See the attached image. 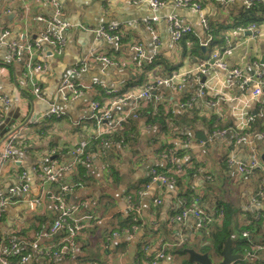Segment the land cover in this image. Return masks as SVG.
Returning <instances> with one entry per match:
<instances>
[{"label":"crops","instance_id":"1","mask_svg":"<svg viewBox=\"0 0 264 264\" xmlns=\"http://www.w3.org/2000/svg\"><path fill=\"white\" fill-rule=\"evenodd\" d=\"M55 1L61 10L57 15L60 22L68 24L63 28L64 49L59 55L53 54L52 48L42 42L33 49L31 61L43 64L45 69L28 71V54L14 57L7 45L12 41L34 42L48 26L35 16L57 19L55 9L46 0H0V31L8 32L0 44V94L9 100L8 105L0 102V150L5 132L26 122L12 156L0 166V191L9 196L0 215V249L17 242L11 260L30 254L29 264H139L146 246L149 258L160 250L164 252L156 264H199L189 262L187 253L182 252V248L189 247L207 252L216 263L221 256L215 254L210 235L215 223L204 228L191 213L182 224L166 222L181 208V199L187 198L211 217L226 206L221 223L228 216L229 233L233 231L232 251L243 255L234 264H255L264 259V251L256 259H247L241 235L251 226L246 231L252 237L256 222L264 226V199L251 204L262 174L259 169L243 174L237 168L239 163H249L253 151L264 163V93L254 96L252 87L238 86L227 70L213 68L205 76L203 95H198L200 84L189 76L178 91L158 88L154 93L158 98L152 103L139 99L114 105V119L136 104L141 109L137 118L118 127L119 132L101 133L89 107L92 99L104 101L109 97L103 89L134 92L148 76H166L174 69L188 71L202 60L210 61L214 50L221 52L229 45L233 46L232 52L221 56L226 66L241 67L251 74L254 61H263L264 67V21L257 24L254 34L246 28L249 22L241 26L238 17L245 0H200L201 10L176 6L173 0H163L157 7L151 6V0ZM260 3L264 5V0ZM172 18L193 28L190 37L202 46L198 52L183 46L184 38L173 42ZM202 18L211 23V37L217 41L212 47L211 41L201 44L207 39ZM111 23L119 24L121 29L117 42L97 38L89 30ZM136 43L147 55L155 53L151 66L137 64L133 48ZM99 55L112 63L96 59ZM82 64L85 70L71 75L70 71ZM66 76L85 85L94 81L99 84L93 92L62 100L57 86ZM33 84L39 88V97L32 91ZM190 96L195 97L191 107H177L179 100ZM51 106L60 116L41 118ZM243 106L254 114L248 124L237 112ZM86 139L89 160L59 174L61 183L75 186L67 193V203L78 207L77 215L93 217L71 247L63 241L64 230L51 232L52 195L57 185L43 186L36 170L45 169L51 162L62 165L72 161L71 148ZM99 141L100 149L96 147ZM164 145L171 147L186 166L182 175L175 174V185L160 186L149 179L151 167L166 171L160 157ZM230 156L236 163H227ZM35 163L39 166L34 170ZM22 172L28 191L10 193L11 186L21 183ZM140 189L143 192L138 195ZM127 195L140 206L138 222L142 226L132 235L126 232L131 223ZM151 222L157 223L156 228L150 227ZM52 252L59 254L51 256Z\"/></svg>","mask_w":264,"mask_h":264},{"label":"built area","instance_id":"2","mask_svg":"<svg viewBox=\"0 0 264 264\" xmlns=\"http://www.w3.org/2000/svg\"><path fill=\"white\" fill-rule=\"evenodd\" d=\"M46 1L50 2V4L54 7L56 16L61 14V10L55 0ZM260 1L261 0H245L244 8L250 9L254 5V3ZM173 2L176 6L189 7L194 10H201L200 0H173ZM163 3V0H151L152 7H157L159 5H162ZM56 18L57 19L53 18L52 20H46L40 15L35 16L36 20L45 21L48 24L47 28L40 32L38 38L32 43L16 41L8 43L7 46L12 56L19 57L22 54H28V71L45 69V66L43 64L33 63L31 61V54L33 52V49L38 48L42 42H46L52 48L53 54L59 55L62 53L66 43L65 37L63 35V28H66L68 24L60 22L58 16ZM201 21L203 29H205V32L207 33V39H205L204 43H201L205 45L206 43L212 40V27L211 23L205 18H202ZM50 26H58L59 29L54 30L49 28ZM256 27V24L251 23L246 28L251 30L252 34H254ZM89 30L92 31L97 38L113 40L115 42L119 41L122 35L119 24L117 23L106 24ZM170 31L173 42L177 43L184 38V45L187 48L191 47L192 42L189 39V36L194 34L193 28L191 26L179 21L176 18H172L170 20ZM7 34L8 32L6 30L0 31V44H3V40ZM154 41L156 47L158 41L156 39ZM133 48L135 50L137 64L139 66L142 65V63L146 65L153 64L155 53L147 55L141 45L137 43L133 45ZM232 49V45L223 48L221 52L219 49H216L212 52L210 61L202 60L185 72H179L178 70L174 69L170 71V73L166 76H148L146 77L145 81L141 84L140 88L134 92H118V90L103 89V92L109 97L104 101L92 99L89 102V107L92 111L91 117L93 118V121L95 122L96 126H98L99 128L101 127V129H99L101 133L110 134L113 131L117 130L118 127L120 129L124 124L128 125L130 119H135L139 116V108L135 103L136 106H133L128 113L122 115L119 119H114L111 114V108L114 105H127L128 102H130L131 100L135 102V100L139 99L145 100L146 102L152 101L158 98L156 95H154V93L158 90V88L162 86H165L171 89L172 91H178L181 83L185 82L189 76H192L200 84L198 95H203L204 82H201V78L203 76H206L207 73L213 68L227 70L232 76L234 84L243 88L252 87V95L254 96L262 95L264 93V88L262 89V86L264 87V67L262 66V63L260 64L258 63V61H254L253 69H251V74H246L244 69H242L241 67H227L226 62L223 61L221 56L222 54H230L232 52ZM96 59L103 61L105 64L112 63L110 58L103 55H99L98 57H96ZM84 70L85 65L82 64L81 66H78V68H73L70 72L71 75H74ZM98 84L99 83L97 81H94L90 85H85L80 82H76V80L70 78L69 76H66L60 80L57 86V93L59 95V98L62 100L74 99L75 97L82 94L84 91L93 92L95 90L94 86ZM32 91L37 97L40 96L39 88L36 84H33ZM194 99V96H190L185 100H179L176 105L180 109H185L192 106ZM0 102H2L4 105L9 104V100L1 96V94ZM237 112L239 116L245 120L244 124H248L254 120V114L246 111L245 106L238 108ZM60 114L61 113L54 106H51L50 109L41 116V118H49L50 116L59 117ZM25 123L26 122H21L16 127L7 130L5 134L1 137L2 149L0 150V166L12 156L13 147L15 146L14 142L20 138L19 131L22 126L25 125ZM240 139L241 138L239 137L237 140L240 141ZM121 142H124V139ZM96 143V147L100 149V141ZM87 144V139L81 140L77 143L76 146L71 148L70 152L73 157L72 161L66 164L64 163L62 165L51 162L49 165L46 166L45 169L36 170L41 184L44 186L46 184L59 182L60 173L73 169L79 163L88 161L89 155L87 151ZM160 157L165 163L166 171L159 172L156 168L151 167L149 170L150 182L157 183L160 186L166 184L175 185L177 182V177L175 176V174H181L183 171H185L186 166H183V164L178 161L177 153L168 145H165L161 149ZM226 161L230 165L236 163L235 159L231 156L228 157ZM38 166L39 164L35 163V165H33V169H37ZM237 168L238 171L243 174H250L256 169L260 170L262 175L260 176L259 187L251 199V204H256L260 200L264 199V163H260V160L256 153L253 151L250 154L249 163H239ZM24 177L25 172H22L20 175L21 183L18 185L11 186L9 188L10 193H13L15 191H28L29 185L22 180V178ZM74 187L75 186L72 184H59L53 192L51 203V208L54 213V219L51 224V232H56L60 229L64 230L65 236L63 241L69 243L71 247L73 245V239L78 236V234L87 226L89 220L93 219L92 215L89 214L77 215L78 207L73 205L70 206L67 203V193L71 191ZM142 192L143 190L140 189L138 191V195H141ZM127 201V207L133 210L134 220L136 221V223L132 225L131 229L126 231L127 234L132 235L142 226V224L138 222L140 220V206L139 201L133 199L131 195H127ZM8 202L9 196L4 195L0 191V215L2 213L3 207L6 206ZM157 202H159V200H157ZM189 213L195 215L200 220V223L204 226L208 225L214 219L202 209L195 207L193 203H189V201L185 198V200L181 199V208L176 213L169 215L166 222L168 224H182ZM156 226L157 223H150L151 228H156ZM241 235L242 237H245L249 240L251 238L246 230L242 231ZM17 246V242H11L10 247L6 250L0 249V264H29L30 254L20 255L19 260H17L16 262H12L11 257L13 255V251L17 248ZM262 248L264 247L251 244L250 249L245 253V256H255L256 251ZM146 250L147 247L145 246L139 264H156L158 260L164 257V252L160 250L154 255V258H149L146 255ZM58 254L59 253L52 252L51 256H56Z\"/></svg>","mask_w":264,"mask_h":264},{"label":"trees","instance_id":"3","mask_svg":"<svg viewBox=\"0 0 264 264\" xmlns=\"http://www.w3.org/2000/svg\"><path fill=\"white\" fill-rule=\"evenodd\" d=\"M257 3H260V2L254 3V5L250 9H245L243 7V10L241 11V13L239 14V17H238L240 19L241 26L245 25L248 22H249V24L254 23L257 25V24L261 23L262 21H264V5H258ZM249 24H247V25H249ZM212 31H213V29L211 30V34H212ZM219 32H220V30H219ZM213 35H214V33H213ZM216 35H218V30L216 32ZM190 36H189V39L192 42L190 50L193 52H195V51L198 52L199 51L198 49H201L202 46H200V44L196 42L194 37H190ZM222 40H223V35H220V41H222ZM215 43H217V41H215V38H214V40H211V43H210L211 47L213 45H215ZM182 45L185 46L184 42H182ZM187 49H189V48H187ZM144 65H146V64H144ZM151 65L152 64L147 65V66H151ZM149 102H151V101H149ZM140 110L141 109H139V113H140ZM117 132H119V130H117ZM18 141H19V139H17L14 142V144H17ZM53 184L58 186L59 184H61V182L59 180V182H54ZM57 186H56V188H57ZM220 208L221 209H219L217 214L214 216L213 222L209 223L206 226L203 225V227L204 228H207V227L210 228L211 225L215 223L213 226V230H211V234H210L211 240H212L211 243H212V247H213L215 254L221 256L222 244H223L225 238L227 237V235L229 234L230 219L228 218V216H227V218L224 217L223 222L221 223L224 212L226 211V206H222ZM130 215H131V223L129 224V227L127 230H130L132 225L136 223V221L134 220V213H133L132 209H130ZM254 226L256 227V232L254 234H252L253 235L252 237L249 234L251 237L250 240L245 238V237H242L244 240L243 241V244H244L243 247L246 248V246H247L246 252H247V250L250 249L251 244L264 247V226H262L259 222H256L254 224ZM250 227L251 226H247L246 228H244L243 231L249 230ZM184 248H186V247H184ZM181 250H182V252H184L183 248ZM238 250L242 252V248H240ZM262 251H264V248L257 250L255 256H252V257L249 256V257H247V259H256ZM19 257H20V255L18 257H16V259L12 262H16L17 260H19ZM262 261H264V259H262L261 261H257L255 264H259ZM237 262H239V261H237ZM237 262H235V263H237ZM232 264H234V262Z\"/></svg>","mask_w":264,"mask_h":264},{"label":"water","instance_id":"4","mask_svg":"<svg viewBox=\"0 0 264 264\" xmlns=\"http://www.w3.org/2000/svg\"><path fill=\"white\" fill-rule=\"evenodd\" d=\"M245 32L248 33L249 31H245ZM261 63H263V61H261ZM204 81H205V76L201 78V82ZM5 123L7 124V120ZM201 138H203L204 142L206 141V137L203 136ZM232 243H233V231H230V233L227 235V237L225 238L222 244L221 258L216 263L213 262V260L211 259V257L208 255L207 252L200 253L195 251L193 248H189V247L184 248V252L187 253L189 262H197L199 264H232L237 260L243 259L242 254L234 253L232 251Z\"/></svg>","mask_w":264,"mask_h":264},{"label":"flooded vegetation","instance_id":"5","mask_svg":"<svg viewBox=\"0 0 264 264\" xmlns=\"http://www.w3.org/2000/svg\"><path fill=\"white\" fill-rule=\"evenodd\" d=\"M244 7V6H243ZM196 170V169H195ZM187 199V198H186Z\"/></svg>","mask_w":264,"mask_h":264},{"label":"clouds","instance_id":"6","mask_svg":"<svg viewBox=\"0 0 264 264\" xmlns=\"http://www.w3.org/2000/svg\"><path fill=\"white\" fill-rule=\"evenodd\" d=\"M214 218V217H213ZM248 232V231H247Z\"/></svg>","mask_w":264,"mask_h":264}]
</instances>
